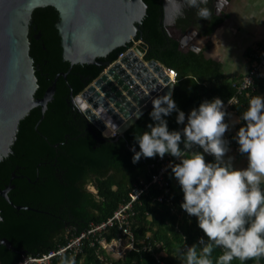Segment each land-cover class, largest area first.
Here are the masks:
<instances>
[{"label": "trees", "instance_id": "obj_1", "mask_svg": "<svg viewBox=\"0 0 264 264\" xmlns=\"http://www.w3.org/2000/svg\"><path fill=\"white\" fill-rule=\"evenodd\" d=\"M144 1L147 12L135 40L143 39L148 44L145 60L155 59L177 71L172 95L178 108L186 113L198 108L204 100L219 97L227 102L235 95L234 84L243 76L227 74L222 64L207 58L203 50L183 51L180 41L171 37L164 26L162 0ZM57 20L58 12L53 6L37 7L33 12L32 28L36 26L42 35L39 42L31 31L30 53L34 56L41 52L47 59L41 66L50 77L45 80L42 76L41 80L40 73L36 72L40 85L36 96L42 97L54 80L57 89L44 114L40 107H35L21 120L13 151L0 161V188L15 185L9 191L14 204L0 195V238H8L14 247L0 243V264H18L25 257L42 256L83 232L86 234L82 250L65 252L55 257L53 264H61L65 257L74 259L75 264H162L159 259L164 264H183L181 252L198 243L204 233L198 227L197 218L188 216L180 207L183 192L170 168L166 174L167 186L151 184L133 203L130 210L133 213L130 212L125 226L129 225L134 247L124 256L112 258L101 243L102 238L108 242L114 238L128 241V234L123 233L117 220L102 231H90L113 217L121 205L130 201L133 187L141 181L150 182L156 172L152 166L158 155L141 157L134 164V153L130 151L134 144L140 150L135 136L148 130L147 124L153 122L149 116L153 107L123 134L102 137L83 114L71 108L69 101L88 87L105 66L71 65L64 60L55 26ZM224 20V15H214L206 33L211 34ZM186 26L182 28L185 30ZM127 47L120 46L98 60H117ZM65 72L67 78L62 74ZM58 73L60 77L56 78ZM255 95L264 96V74L257 77L255 88L239 94V101L231 105L229 113L242 114ZM176 116L173 112L165 117L170 131L183 127L176 123ZM230 144L234 149L237 146L233 139ZM206 160L212 162L214 157L206 155ZM91 184L95 191L89 189ZM160 196H163L161 201ZM220 254L221 249H215L212 259L215 261ZM232 264L241 262L233 260ZM246 264H264V258L249 260Z\"/></svg>", "mask_w": 264, "mask_h": 264}, {"label": "clouds", "instance_id": "obj_2", "mask_svg": "<svg viewBox=\"0 0 264 264\" xmlns=\"http://www.w3.org/2000/svg\"><path fill=\"white\" fill-rule=\"evenodd\" d=\"M185 2L197 9V18L210 19L209 0ZM151 103L149 116L153 122L147 124L148 130L135 136L140 150H136L135 144L131 147L132 162L157 155L163 159L166 154L178 161L167 167L183 192L180 207L188 216L197 218L204 233L198 243L181 252L183 264H232L233 260L246 264L264 258V96H252L237 119H233L219 97L204 100L187 116L178 108L171 91L153 97ZM231 103L229 100L228 104ZM72 105L82 114L91 108L83 93L72 97ZM101 112L103 107L95 115L99 117ZM173 112L177 113L176 123L183 125L180 130H169L165 117ZM142 116L140 111L136 118ZM237 124L241 126L232 139L238 144L239 154L246 157L247 166L242 168L235 167V157L228 156L231 142L225 139L230 127ZM106 128V137L109 130L112 136L120 133V127L111 122ZM206 155L214 160L209 162ZM217 248L221 254L214 261L212 256ZM61 264L75 261L65 257Z\"/></svg>", "mask_w": 264, "mask_h": 264}, {"label": "water", "instance_id": "obj_3", "mask_svg": "<svg viewBox=\"0 0 264 264\" xmlns=\"http://www.w3.org/2000/svg\"><path fill=\"white\" fill-rule=\"evenodd\" d=\"M224 1L228 2V0ZM162 2L164 6L163 23L168 34L180 41V48L183 51L189 49L200 51L198 46L191 43V37L199 35L198 29L192 26L184 33L175 25L174 19L179 9L186 5L185 0H162ZM172 2L176 4V8L172 19L167 22L169 3L172 4ZM45 6H53L58 12L55 26L61 38L64 60L69 61L71 65L96 63L106 66L104 73L95 79L83 94L85 96L92 92L96 95L94 91L99 86L115 106H118L121 113H117L120 119L116 121L106 119L105 122L95 115L101 108L99 103L94 97L90 98L95 102L92 103L87 114H90V119L95 121L99 128L103 129L107 122H113L120 127L119 134H123L137 120L136 117L140 111L144 114L153 107L151 103L153 97L170 91L173 93L174 85L172 84L175 81L167 74L163 65L155 59L144 60L140 56L145 51L146 44L143 39H140L139 43L134 42L132 47L112 64L110 61L98 60V58L107 57L120 46H128L134 40L147 12L148 5L144 0H0V161L13 151L12 146L17 139L21 120L35 107L39 106L45 110L57 89L55 81L46 89L42 97L36 96L39 82L34 58L30 53V28L33 24L34 10ZM215 10L217 13L218 9ZM39 36V34L35 35L36 38ZM136 57H139V63L134 59ZM123 63L129 66L132 72H137L138 76L140 73L146 74V71L151 69L153 76L150 82L148 79L152 73L144 75V78L140 76L139 79L143 85L145 84L144 86L150 84L156 90L161 89V93L146 102L144 95L141 98L139 88L134 87L137 90L136 95L133 94L128 98L124 94L122 98L121 93L116 90L118 86L113 82L106 84V87L110 88L107 92L102 83L104 77H107V72H110L114 80L121 82L116 71ZM126 76L124 77L127 78ZM111 83L114 85L111 86ZM127 83L130 84V81ZM101 91L100 93L97 91V94L103 99ZM110 92L113 93V97L110 96ZM129 105L132 108L127 109ZM102 107L104 108L105 105L103 104ZM107 112L109 113L108 110ZM100 115L105 116L103 112ZM9 188L10 186L0 188V195L14 204L8 194ZM16 207L21 208L22 206L16 205ZM0 243L14 249L8 238H0Z\"/></svg>", "mask_w": 264, "mask_h": 264}, {"label": "crops", "instance_id": "obj_4", "mask_svg": "<svg viewBox=\"0 0 264 264\" xmlns=\"http://www.w3.org/2000/svg\"><path fill=\"white\" fill-rule=\"evenodd\" d=\"M256 2L254 1L250 8V0L243 2L229 0V4H227L229 10L228 8L225 10L224 22L217 26L210 35H198L193 39L194 41L192 40V43H196V46L204 51L207 58L219 61L223 67H226L229 70L227 73L229 75L243 76L250 67L251 47L264 41V10L255 11L256 16H253V11L258 6ZM232 114L233 119H237L241 115L233 112ZM239 127L240 125L237 124L231 128L236 133ZM235 133L231 135H235ZM234 166L237 168L246 167V157L236 152Z\"/></svg>", "mask_w": 264, "mask_h": 264}, {"label": "built area", "instance_id": "obj_5", "mask_svg": "<svg viewBox=\"0 0 264 264\" xmlns=\"http://www.w3.org/2000/svg\"><path fill=\"white\" fill-rule=\"evenodd\" d=\"M135 40V39H134ZM135 43H139V41H136ZM145 43V42H144ZM146 44V43H145ZM145 51L147 52L148 45L146 44L145 46ZM145 51L142 52L140 55L141 57H144ZM125 53H122L120 56H123ZM250 60L252 61L251 67H249L248 71L243 75L242 79L235 83V88H236V93L233 95L229 100L232 101L231 105L237 103L239 101V94L242 93L244 90L252 89L255 88L257 85V77L261 76L264 74V41L259 42L253 45L250 51ZM163 68L166 70L167 74L173 79L176 80L178 73L175 69L163 66ZM148 79V78H147ZM151 79V78H150ZM148 79V82L151 80ZM158 93H161V89L158 90ZM228 100V101H229ZM227 102L225 103V107L227 111H231V105L228 104ZM147 102V101H146ZM105 122L107 120H104ZM108 123V122H107ZM108 137H115L112 136V134L108 135ZM232 137L233 136H226V140L232 142ZM236 150L238 149V144L235 148ZM175 161V158L171 157L170 155L166 154L163 159L159 157L157 162L153 164L152 167L156 169V172L153 173V176L151 178V181L146 183L145 181H141L139 184L135 185L133 189L130 192V201L127 203L121 205L117 211L115 212L114 216L109 218V220L103 222L102 224L92 227L90 231H102L106 229L109 225H113L117 220V224L123 229V233L126 235L128 234L129 239L128 242L132 246L128 247L133 248L134 247V237L132 233L130 234V228L129 225L125 226L128 224V218L130 217V212L133 213L131 210L133 203L137 201L144 193L145 191L149 188L151 184H157L161 187L167 186L168 180L166 178V174L169 170V165L170 162ZM178 162V161H175ZM163 199V196L159 197V200L161 201ZM85 232H83L81 235L70 239L67 244L59 247L56 250H51L42 256H29L25 257L21 262L18 264H53V259L57 256H63L65 252H74L77 253L82 250V241L83 237L85 236ZM123 238H118V240H122ZM103 238L101 239L102 243ZM103 247L106 249V246L102 243ZM162 264V260L159 259Z\"/></svg>", "mask_w": 264, "mask_h": 264}, {"label": "flooded vegetation", "instance_id": "obj_6", "mask_svg": "<svg viewBox=\"0 0 264 264\" xmlns=\"http://www.w3.org/2000/svg\"><path fill=\"white\" fill-rule=\"evenodd\" d=\"M222 2H223V0H222ZM225 4H229V0H228V2L227 3H222V4H220V2L218 1V0H209V3H208V5H207V7L211 10V12H212V14H211V17H210V19H199V18H197V16H196V12H197V9L196 8H190V7H188L187 6V4L184 6V7H182V8H180L179 9V11L177 12L178 13V15L176 16V18L174 19V21H175V25L179 28V30L181 29V31L182 32H186L190 27H192V26H194V27H196L197 29H198V31H199V36H201V35H210V34H207L206 33V31L208 30V28H209V22H211L212 20H213V17H214V15H219V16H225V12L224 11H222V8L225 6ZM174 6V9L176 8V4H174V2H173V4H171V6ZM228 6V5H227ZM218 9V11H217V13H216V10L215 9ZM181 9H182V11H183V13H184V15L183 16H181L180 15V12H181ZM168 13V12H167ZM173 17V16H172ZM163 19H164V17H163ZM172 19V18H171ZM186 21H187V23H186ZM167 22H168V17H167ZM188 22H189V24H188ZM223 23V22H222ZM56 24V23H55ZM185 24H187V28L184 30L183 28H182V26L183 25H185ZM221 24V23H220ZM219 24V25H220ZM218 25V26H219ZM32 26H33V24H32ZM32 26H31V28H30V34H31V31H33L34 32V37H35V35H40L39 36V38H36L37 39V41H39V42H41V35H42V33L40 32V31H38L37 30V27L36 26H34V28H32ZM217 27V26H216ZM216 29V28H215ZM215 31V30H214ZM213 31V32H214ZM212 32V33H213ZM194 38H196L194 35L191 37V40H193ZM135 39V38H134ZM140 39H138V41H139ZM135 41H137V40H135ZM134 40L132 41V44L130 45H128V47L126 48V50L123 52V53H126L127 52V50L128 49H130L131 47H132V45H133V43L135 42ZM145 42V41H144ZM146 43V42H145ZM147 44V43H146ZM148 45V44H147ZM193 45H195L196 46V43H194L193 42ZM31 50V49H30ZM145 54H146V51H145ZM33 56V55H32ZM33 58H34V64H35V67H36V72H39L40 73V79L42 80V76H45V80H47V79H49L50 77H49V73L48 72H46L45 70H44V68H43V66H41V62H47V59L45 58V57H43L42 55H41V52H38V53H36L34 56H33ZM118 60V59H117ZM100 61V60H99ZM101 61H104V62H107V61H110V60H108V59H106V60H101ZM116 60H114V61H110L111 62V64L112 63H114ZM105 69H106V66H105ZM105 69L103 70V72L97 77V78H99L103 73H104V71H105ZM63 74V76L65 77V78H67V72H65V73H62ZM36 75H37V73H36ZM38 77V76H37ZM60 77V73H58L57 74V76H56V78H59ZM39 78V77H38ZM96 78V79H97ZM39 80V79H38ZM53 82H55V80L53 81ZM52 82V83H53ZM94 82V81H93ZM92 82V83H93ZM91 84V83H90ZM89 84V85H90ZM56 85H57V83H56ZM39 87H40V85H39ZM39 87H38V89H39ZM37 89V90H38ZM87 90V87L81 92V93H83L84 91H86ZM37 92V91H36ZM89 93H92V92H89ZM80 94V93H79ZM93 94V93H92ZM114 96L113 95V93L111 94L110 93V96ZM53 99H54V97H53ZM52 99V100H53ZM95 99V98H94ZM51 100V101H52ZM50 102V101H49ZM49 102H48V104H49ZM69 103H70V105H71V108L74 110V108H73V105H72V99H71V102L69 101ZM39 107V106H38ZM41 108V107H40ZM47 109H48V107L45 109V110H42V108H41V110H42V112H43V114L47 111ZM76 112H77V114L78 113H80V114H82L81 112H79V111H77V110H75ZM84 118H86L87 120H88V122H89V125L91 126V125H94V127L97 129V131H99L100 133H101V135H102V137H106L103 133L105 132V129L103 128H99V126H97L96 125V123H95V121H93V120H91L90 119V114H87V113H83V115H82ZM44 117V115L42 116V118ZM102 120H108V118L109 117H113L110 113H108V118L106 117V116H102V115H100L99 116ZM109 121V120H108ZM112 121H114V120H112ZM112 124H114L113 122H111ZM41 135H42V133H41ZM108 135H110V134H108ZM108 137V136H107ZM7 186H10V188L8 189V194H9V191L10 190H12L13 188H15V185L14 184H7L6 186H4L3 188H1V189H4V188H6ZM10 196V195H9ZM11 199V198H10ZM22 208V207H21Z\"/></svg>", "mask_w": 264, "mask_h": 264}, {"label": "rangeland", "instance_id": "obj_7", "mask_svg": "<svg viewBox=\"0 0 264 264\" xmlns=\"http://www.w3.org/2000/svg\"><path fill=\"white\" fill-rule=\"evenodd\" d=\"M244 0H240V2H243ZM254 1H257L256 3L258 4V6L257 7H255V9H254V13H253V16H256V13H255V11H263L264 10V0H250V8L252 7V3L254 2ZM222 3H226L225 1H223ZM245 3H246V1H245ZM227 8H228V10H229V7L227 6V4H225V6L222 8V11H224L225 12V10H227ZM246 8H248V7H246ZM245 15V14H244ZM253 21V20H252ZM195 37H197V35L195 36ZM135 41V40H134ZM138 41V40H137ZM194 41V40H193ZM136 42V41H135ZM191 43H192V40H191ZM253 47V46H252ZM251 47V48H252ZM143 59H144V57H142ZM145 60V59H144ZM124 66H121V65H119V68L117 69V73L120 75V77L121 78H123L124 79V82L125 83H127L129 80L131 81L132 80V82H130V89L133 91V94L135 93L136 94V89L134 88V86H135V84H136V86H138L139 84H140V88H143V86L144 85H142L141 83H140V81L138 80V78H137V75L134 73V72H132L131 71V69H129V67H127L126 69H125V71H121V69L123 68ZM223 69H224V71L226 72V73H228L229 72V70L228 69H226V67H223ZM122 74H121V73ZM108 74V76L106 77V78H104V80H105V82L104 81H102V83L103 84H107L106 82H108V83H110V82H113L115 85H117V86H121L122 85V83H118L116 80L117 79H113L114 77L112 76V74L110 73V72H108L107 73ZM127 74H129V77L128 78H125L124 76H126ZM114 75V74H113ZM136 75V77H133V76H135ZM127 77V76H126ZM113 83H111L112 85H114ZM96 90H99V86H97V89ZM141 90V89H140ZM143 90H144V88H143ZM146 93H148L147 91H146ZM133 94H131L129 97H131ZM90 95H92L96 100H97V102L99 103V105H102V103L101 102H99L98 101V98H97V96L95 95V94H92V93H90ZM85 97H86V95H85ZM119 99V98H118ZM147 101V100H146ZM89 103H91L90 101H89ZM90 105H92V103L90 104ZM110 107H112V111H110V114L112 115V116H115L116 117V119H120V115L119 114H117V113H121L120 112V110L118 109V106L116 105L115 106V104H110ZM127 109H129V107L127 108ZM192 110V108L191 109H189L185 114H186V116H187V114L188 113H190V111ZM118 111V112H117ZM104 113V115L108 118V113H105V112H103ZM111 117H109L108 118V120H110L111 121ZM106 128V127H105ZM105 131H107V128L105 129ZM110 132V130L108 131V134H110L109 133ZM234 134L235 132H233V130H232V128L230 127V129H229V131L225 134V138H226V136H231V134ZM230 148H231V151L228 153V156H233V157H235V153L237 152L238 153V151L236 150V149H234V146H233V144H230ZM236 157H238V155L236 154ZM241 157V156H240ZM89 189L90 190H92V191H95V187H93L92 186V184L91 185H89ZM102 243L106 246V251H107V253L112 257V258H120V257H122V256H124V254H125V251H127L129 248L128 247H130V246H132V243L130 244L127 240H125V239H122V240H118L117 238H114V239H112L110 242H108V241H106L105 239H103L102 240Z\"/></svg>", "mask_w": 264, "mask_h": 264}, {"label": "bare ground", "instance_id": "obj_8", "mask_svg": "<svg viewBox=\"0 0 264 264\" xmlns=\"http://www.w3.org/2000/svg\"><path fill=\"white\" fill-rule=\"evenodd\" d=\"M219 2H220V4H222V0H218ZM224 1V0H223ZM172 4H173V2H172ZM174 6L172 5L171 6V3H169V10H168V13H167V17H168V22L171 20V18H172V16L174 15ZM131 59V58H130ZM129 59V60H130ZM135 60H136V62L137 63H139L140 62V60H139V57H136V58H134ZM133 61V60H132ZM120 65H122V66H124L122 69H121V71H125V69L127 68V66L125 65V63H123V64H120ZM129 67V66H128ZM108 73V72H107ZM136 75H137V72H134ZM150 73H152V75L150 76V78L153 76V72H152V70L150 69L148 72L146 71V74H150ZM118 74V73H117ZM146 74H144L143 73V75L140 73V75L138 76L137 75V78H138V80L140 81V79H139V77L140 76H142L143 78H144V75H146ZM136 75L135 76H133V77H136ZM118 76H119V79L121 80V82L120 81H118V82H120V83H122V85L121 86H118V89H117V87H116V90H118L120 93V95H121V97L123 98V96L122 95H126L128 98H129V96L131 95V94H133V91L130 89V84H128V83H125L124 82V79L123 78H121L120 77V75L118 74ZM129 77V74H127V78ZM104 78H106V77H104ZM149 78V79H150ZM104 82H105V80H103ZM130 81V80H129ZM130 82H132V80L130 81ZM106 83H108V82H106ZM140 83H141V81H140ZM142 84V83H141ZM166 85V83H163V85ZM103 85H105V84H103ZM143 85V84H142ZM145 85V84H144ZM111 86H113L112 84H111ZM117 86V85H116ZM105 87H106V85H105ZM134 87H136V88H139V90L141 91V98H142V95H144V101H148V100H150L153 96H155V95H157L158 94V90L159 89H154L153 87H152V85H146V86H143V88H144V90H143V88H140V85H138V86H136V84H135V86ZM110 90V88L109 87H106V91L108 92ZM97 91H99V93H100V91H101V89H100V87H99V90H96V91H94L95 93H96V96H97V98H98V101L99 102H101L102 103V105L104 104L105 105V107L103 108V112H105V113H108L107 112V110L109 111V113H110V111H112L113 109H112V107H110V104L112 103V104H114L111 100H110V98L109 97H107L102 91H101V93H102V97H103V99L101 98V96L99 95V94H97ZM146 91L148 92V93H146ZM111 94H112V92H110ZM136 93H137V90H136ZM134 95H136L135 93H134ZM140 95V94H139ZM133 96V95H132ZM131 96V97H132ZM111 97H113L112 95H111ZM86 98L88 99V101H90L91 103H94L95 102V100H90V98H93V96L92 95H90V93H87V95H86ZM126 99V98H125ZM105 101H108V102H105ZM115 102V101H114ZM90 103V104H91ZM102 105H99L100 107H102ZM108 105V106H107ZM132 108V106L131 105H129V108ZM112 120H114V121H116L117 119H116V117H112V119H111V121Z\"/></svg>", "mask_w": 264, "mask_h": 264}]
</instances>
